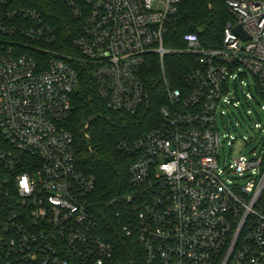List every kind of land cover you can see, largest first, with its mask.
Instances as JSON below:
<instances>
[{
	"label": "built area",
	"instance_id": "built-area-1",
	"mask_svg": "<svg viewBox=\"0 0 264 264\" xmlns=\"http://www.w3.org/2000/svg\"><path fill=\"white\" fill-rule=\"evenodd\" d=\"M36 1L0 0V264H105L114 235L138 245L140 264H264V125L241 137L248 154L223 166L219 154L231 155L235 140L227 109L253 100L264 118V0H225L234 22L221 45L186 34L179 50L164 37L182 0H63L80 25L77 56L53 48ZM170 54L192 57L178 88L164 70ZM154 60L151 86L165 104L148 132L118 145L132 162L128 192L110 202L112 224L93 204L95 179L77 168L64 122L80 70L106 110L137 114Z\"/></svg>",
	"mask_w": 264,
	"mask_h": 264
},
{
	"label": "trees",
	"instance_id": "trees-1",
	"mask_svg": "<svg viewBox=\"0 0 264 264\" xmlns=\"http://www.w3.org/2000/svg\"><path fill=\"white\" fill-rule=\"evenodd\" d=\"M38 10L52 28L57 42L53 46L61 54L78 55L72 46L80 30L63 0H37ZM227 22H234L225 0H182L169 30L164 46L173 50L184 47L183 36L195 34L205 49L218 48ZM192 57L170 54L164 59V70L172 88L181 86L183 77L191 68ZM79 82L71 100V112L64 127L73 137L74 158L77 168L95 179L92 201L98 214L108 215L113 224L116 206L110 202L125 195L128 190V168L132 160L119 152L121 141H134L158 122L159 108L165 104V93L160 85L151 86L159 76L155 60L146 73L149 98L135 115L110 112L99 99L91 78L79 71ZM87 134V140L84 135ZM114 254L105 264H140L142 254L138 245L122 235L112 237Z\"/></svg>",
	"mask_w": 264,
	"mask_h": 264
},
{
	"label": "rangeland",
	"instance_id": "rangeland-1",
	"mask_svg": "<svg viewBox=\"0 0 264 264\" xmlns=\"http://www.w3.org/2000/svg\"><path fill=\"white\" fill-rule=\"evenodd\" d=\"M247 84L250 85L251 93H254V86L253 82L250 77H248L245 81ZM246 93H248V88L244 89ZM230 91H234L233 83H230ZM237 93L239 96V99L242 103H244V99L242 98V94L240 91V87L237 89ZM249 105L246 103L244 104V108H240L238 112L236 109H227L225 111V116L227 122L230 120L233 126H230V135L233 136L235 139L232 141V152L231 155H229V148L226 147L224 152L220 151V165L223 166L225 164V161L229 159L230 157L233 158L237 156L239 153L241 154H248L250 151V147H245L244 142H242L241 137H247L250 139L251 137H254V132L251 130L253 125L260 124L264 125V118H258V112L260 110V106L263 105L262 103L259 105L257 102L251 100L250 102L247 101ZM249 112V114H248ZM247 114V115H246ZM230 118H229V117ZM229 119V120H228ZM218 128L221 132H226L224 129V126L221 123L220 117L217 120Z\"/></svg>",
	"mask_w": 264,
	"mask_h": 264
},
{
	"label": "water",
	"instance_id": "water-1",
	"mask_svg": "<svg viewBox=\"0 0 264 264\" xmlns=\"http://www.w3.org/2000/svg\"><path fill=\"white\" fill-rule=\"evenodd\" d=\"M235 30H236V33H237L241 38H243V39L246 38L245 35L243 34V32L241 31L240 26H237V27L235 28ZM262 116L264 117V114H263Z\"/></svg>",
	"mask_w": 264,
	"mask_h": 264
}]
</instances>
